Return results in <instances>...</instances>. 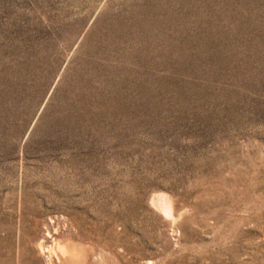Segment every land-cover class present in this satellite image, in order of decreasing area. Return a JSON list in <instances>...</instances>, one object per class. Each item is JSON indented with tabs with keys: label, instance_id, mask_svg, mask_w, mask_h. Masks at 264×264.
<instances>
[{
	"label": "rangeland",
	"instance_id": "1",
	"mask_svg": "<svg viewBox=\"0 0 264 264\" xmlns=\"http://www.w3.org/2000/svg\"><path fill=\"white\" fill-rule=\"evenodd\" d=\"M56 224L264 264V0H0V264Z\"/></svg>",
	"mask_w": 264,
	"mask_h": 264
},
{
	"label": "bare ground",
	"instance_id": "2",
	"mask_svg": "<svg viewBox=\"0 0 264 264\" xmlns=\"http://www.w3.org/2000/svg\"><path fill=\"white\" fill-rule=\"evenodd\" d=\"M166 201H168V200H166ZM168 203H169V201H168ZM169 208H170V206H169ZM163 211H165V210H163ZM62 220L64 221L66 219L64 218ZM48 221H46L45 224H43V225L46 226V223ZM50 223H52V222H50ZM61 223H63V222H61ZM68 224L70 225V222ZM70 226H72V225H70ZM70 226H67V227H70ZM57 227L58 226L56 224V228L53 229V234L50 233L51 230L49 231L48 228H46V227H45V229L42 228L43 232H42V234H40V236L38 235L39 237L35 243L34 249H36L37 253L44 258V264H56V263L57 264H166L165 258L167 255H165L163 250H162V247H164L162 245V243H158V246L160 248H158L157 250H152L149 247L148 248L147 247L142 248V246L139 247L138 241L130 240L129 238L124 239V240H123V238L122 239L116 238L117 240L115 243L113 242L112 247L111 246L108 247L107 244H103L97 248L95 247L97 245H95V246H92V245L82 246L83 245L82 244L80 246L79 245L76 246L77 244L76 245L70 244L68 242V240L62 241V240L58 239V236H59L58 232L60 230H62V228L57 231ZM73 227H74V225H73ZM73 227H71V228H73ZM171 227H174V224ZM40 231L41 230H39V233H41ZM66 231H68V230L66 229ZM71 231H73V229H71ZM116 231H118V230H116ZM116 231H115V233H117ZM122 231H123V228H122ZM127 232H128V229H127ZM176 232H177V230H176ZM176 232H175V230H172V233L170 234L171 235V242H172L171 244L173 245V247L179 245V239L177 236L178 232L177 233ZM39 233H37V234H39ZM68 233H69V231H68ZM125 234H126V232H125ZM71 235H73V233ZM120 235H118V236H120ZM132 235H134V234H132ZM113 236H114V234H113ZM126 236H125V238H126ZM48 238H50V240ZM77 238H78V235H77ZM34 239H35V237L33 239L31 238V240H34ZM79 239H81V238H79ZM78 240H76V241H78ZM81 241H82V239H81ZM81 241H80V243H81ZM106 241H104V242H106ZM87 243L88 242H86V244ZM153 243H152V245H153ZM145 246H147V245H145ZM34 249H33V252H35ZM37 253L35 252L36 255H37ZM168 258H171V257H168Z\"/></svg>",
	"mask_w": 264,
	"mask_h": 264
}]
</instances>
